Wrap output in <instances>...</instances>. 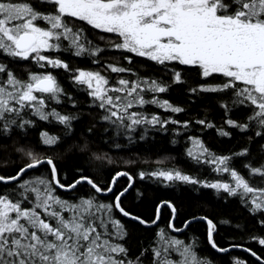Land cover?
I'll use <instances>...</instances> for the list:
<instances>
[{"label":"snow or ice","instance_id":"obj_1","mask_svg":"<svg viewBox=\"0 0 264 264\" xmlns=\"http://www.w3.org/2000/svg\"><path fill=\"white\" fill-rule=\"evenodd\" d=\"M88 26L110 34L99 36L103 46L90 37ZM109 49L119 52V63L101 59ZM66 55L87 57L121 74L120 78L111 83L101 71L73 69L63 58ZM137 65L160 66L167 78L156 71L142 73ZM56 70L65 71L72 85L87 86L88 107L102 110L83 133L82 143H70L80 114L63 112L61 106L70 103L79 109L80 105ZM183 85H189L186 94L196 103L203 102L206 111L219 110L223 124L207 115L181 121L130 111L156 105L172 113L185 112L184 107L160 98ZM38 121H55L63 134L43 130L36 147L29 146L31 142L24 141ZM102 123L98 134L94 129ZM170 125L177 126L172 129L175 136L191 141L186 155L194 165H215L231 179L209 182L180 168L142 170L139 177L202 184L238 197L264 227V187L253 186L234 165L235 159H241L249 176L264 181V163L252 162L254 149L264 156V0H0V142L11 145L21 160L14 172L0 174L5 185L0 192V264H214L201 255L195 238L189 242L164 228H158L150 244L134 251L123 218L144 226L156 223L123 205L134 178L121 169L110 183H101L86 166L91 160L108 159L92 150L94 136L107 137L109 143L126 137L131 143L154 130L167 132ZM194 126L215 129L223 137H232L229 129H234L247 143L231 155L217 156L200 136L184 131ZM172 142H177L175 137ZM62 146L68 147L71 158L85 162L75 166L70 181L67 173L62 176L57 159L46 154ZM45 165L47 175L38 171ZM121 176L129 183L117 188ZM82 183L90 191L76 194ZM58 189L74 195L65 198ZM165 204L175 218L176 206L171 201ZM203 219L211 249L226 254L242 248L264 259L242 242L221 245L215 238L217 224L207 216ZM191 223L186 221L184 227ZM169 227L182 231L172 223ZM249 240L264 246V234L249 235ZM231 264L248 261L233 257Z\"/></svg>","mask_w":264,"mask_h":264},{"label":"trees","instance_id":"obj_2","mask_svg":"<svg viewBox=\"0 0 264 264\" xmlns=\"http://www.w3.org/2000/svg\"><path fill=\"white\" fill-rule=\"evenodd\" d=\"M89 34L92 39L101 46L104 41L99 39L100 35H110L100 33L99 30H91ZM64 59L70 62L73 69L83 68L88 70L101 71L109 76L110 82L115 83L121 74L111 73L103 66H97L87 57L64 56ZM105 63H119L121 56L118 51L109 49L108 54L101 58ZM140 72L156 71L157 75H163L167 78V73L160 66L156 69H145L137 65ZM39 70V69H37ZM55 74L62 85L72 92L80 105L79 109L73 108L70 103L61 106V111L77 113L79 111L80 120L75 124L76 135L70 143H82L84 140L83 133L87 128L92 127L102 114V110L95 107H88L91 97L87 95V86H74L68 74L63 70H56ZM127 78V74H124ZM192 81H189L191 84ZM189 85L175 86L169 92L161 94V99H168L174 105H180L185 108V112L172 113L156 105H146L143 108L134 107L130 111H142L147 114H159L163 118L172 117L177 120H195L197 116L203 118L207 115L209 120L214 121L217 125H222L224 116L219 110L206 111L203 102L196 103L186 94ZM175 125H170L167 132L154 130L144 140L134 139L131 143L126 137L115 139V143L107 142L108 138H101L99 135L92 137V150L99 155H107L108 159L99 161L91 160L86 163L88 171L101 183H110L111 177L118 170L128 171L134 178V185L128 194L123 198V205L126 209L140 215L148 220H155L157 217V209L163 202L171 201L176 206L177 216L175 220L176 228L184 227L186 221L197 217H205L212 219L217 224V232L215 238L223 245L227 246L229 242H242L245 247H252L258 256L264 257V246L259 245L255 241L249 240V235L264 234V227L258 223L259 217H254L249 213L248 208L238 197H227L222 191L205 187L202 184H185L182 182L166 183L160 182L156 178L146 176L141 179L138 175L140 171L151 172L154 170L180 168L198 178L209 182L216 179L230 180L228 173L218 172L215 165L201 164L194 165L186 155V149L191 147V141L186 136H175L172 131ZM47 130L52 135H62V126L57 125L55 121L44 122L38 121L37 127L33 128L26 137L25 143L31 142L29 146L36 147L40 138V132ZM98 134L103 130V123L94 129ZM232 137H223L215 129L194 126L184 130L188 135L200 136L207 147L212 152L219 155H231L246 145L247 138L234 129ZM177 140L173 143V138ZM119 144V147L115 145ZM47 155L54 156L62 169V176L67 173V180H71L75 171V166L84 161L71 158L67 146L56 149L55 152L47 151ZM211 159V157H209ZM109 160L111 161L109 163ZM252 162L256 165L264 163V156H261L255 149L253 151ZM21 160L19 154L15 153L11 145H5L0 142V174L14 172V166L19 165ZM244 161L235 159V167L241 171L246 178L250 179L253 186L264 187V181L257 175L249 176L248 171L243 167ZM48 166H42L38 171L47 175ZM30 175L35 172H30ZM128 178L122 177L117 182V188L127 186ZM5 190V185L0 183V192ZM90 191V186L82 183L78 186L76 194H83ZM65 198H70L73 193H65L58 190ZM173 217L172 210L168 206L162 208L160 221L157 226L146 227L139 222L123 218L130 231L129 245L134 251H139L141 245L150 244L156 237L158 228H164L171 235L180 239L191 241L196 239L201 249V255L213 259L214 264H231L233 257L248 261V264H260L254 257L242 251H232L226 254H220L211 249L207 244V223L203 221L192 222L188 229L180 234L175 235L169 227ZM231 223H228V222ZM239 225V229H237ZM264 260V259H263Z\"/></svg>","mask_w":264,"mask_h":264},{"label":"water","instance_id":"obj_3","mask_svg":"<svg viewBox=\"0 0 264 264\" xmlns=\"http://www.w3.org/2000/svg\"><path fill=\"white\" fill-rule=\"evenodd\" d=\"M122 177H124V176L118 177V178H117V182H118ZM133 185H134V183H133ZM61 190H63V189H61ZM129 190H131V189H129ZM63 191H65V192H70V191H66V190H63ZM164 206H168V205L165 204V202H163V203H161V204L159 205V207H158V208H159V219H158V220L155 219V220H156V223L153 224V225H150V226H146V227H154V226H157V225H158V223H159V221H160L161 213H162V208H163ZM168 207H170V206H168ZM170 209H171V207H170ZM171 210H172V209H171ZM176 216H177V212L175 213V218H172V221H171L172 224L175 223ZM127 219H129V218H127ZM189 221H192V222H196V221H203V222H206V221L203 219V217H197V218L191 219V220H189ZM206 223H207V222H206ZM178 229H181L182 231H181V232H175V231H173V230H172V231H173L175 234L180 235V234L184 233L188 228L182 227V228H178ZM232 251H242V252H245V253H248L249 255H251V253L247 252L245 249H242V248L233 249V250H231L230 252H232ZM251 256H252V255H251ZM252 257H253V256H252ZM254 258H255L260 264H264V260H263V259H257L256 257H254Z\"/></svg>","mask_w":264,"mask_h":264},{"label":"bare ground","instance_id":"obj_4","mask_svg":"<svg viewBox=\"0 0 264 264\" xmlns=\"http://www.w3.org/2000/svg\"><path fill=\"white\" fill-rule=\"evenodd\" d=\"M127 178V177H126ZM59 191H61V192H65V191H63V190H61V189H58ZM65 193H70V192H65ZM173 218V217H172ZM172 221V220H171ZM173 232V231H172ZM174 233V232H173ZM175 234V233H174ZM175 235H178V234H175Z\"/></svg>","mask_w":264,"mask_h":264}]
</instances>
